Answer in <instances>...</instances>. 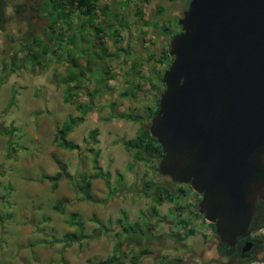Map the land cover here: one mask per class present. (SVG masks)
Wrapping results in <instances>:
<instances>
[{
  "label": "rangeland",
  "instance_id": "obj_1",
  "mask_svg": "<svg viewBox=\"0 0 264 264\" xmlns=\"http://www.w3.org/2000/svg\"><path fill=\"white\" fill-rule=\"evenodd\" d=\"M19 1L22 0H6V20L0 29V251L4 258L0 264H7L16 249L5 236L20 233L22 221L29 225V237L25 240L29 242V259L20 264H30V260H35V264H98L114 253L118 241L116 254L120 264H200V254L208 264H216L211 248L214 234L197 212L199 194L196 196L190 187L181 184L187 192L178 199L181 216L189 221L187 228L193 233L184 240H163L160 231L182 232L173 215L175 203L162 201L155 206L153 215L151 198L136 191L143 180L157 179L168 187L176 186L166 176L152 172L142 155H136L122 143L136 137L141 121L153 105L155 90L151 85L155 84L162 65L157 60L158 52L150 54L168 48V39L178 32L177 20L184 1L99 0L93 10L94 25L100 28L97 38H92V30L87 28L80 31V36L76 25L82 16L71 11L69 29L75 33V45L82 47L88 39L92 50L100 53L101 42L107 51L99 61L90 56L89 69L83 78L67 87L62 80L70 62L84 67L86 58L76 47L70 49L65 44L57 51L58 59L51 55L44 67L30 65L22 43L27 24L21 20L28 12L21 15L13 12V5ZM134 1L141 6L140 15L135 13ZM27 4L26 0L24 5L29 10ZM103 5L105 14L101 12ZM46 20L32 15L28 24L30 21L40 29ZM8 52L15 54L14 59L9 58ZM3 61L13 69H3ZM132 61L137 64L134 68ZM99 67L105 71V79L97 71ZM137 69L147 81L144 84L140 81V87L133 91L139 74L132 77L131 72ZM66 88L75 94L68 96ZM123 92L127 95H121ZM126 115H138L139 121L127 119ZM66 121L71 128L65 137L77 144V149L69 150L54 141L56 126ZM92 132L94 139L89 137ZM91 149L97 151L98 168H93ZM61 168L77 179L99 174L91 179L87 189L93 200L75 193L63 172L56 186L51 187L45 175ZM105 173L107 185L101 176ZM123 185L131 191H118ZM108 187L114 193L107 194ZM71 212L76 213V219L83 225L79 241L64 239L65 233L80 231L67 223ZM134 220L142 227L149 223L151 228L129 234L128 237H137L135 241L126 238V234L114 235L120 228L119 222L129 228L128 223ZM194 239L204 240L199 253L190 249ZM206 251L210 252L208 256ZM258 261L255 264H264V257Z\"/></svg>",
  "mask_w": 264,
  "mask_h": 264
},
{
  "label": "water",
  "instance_id": "obj_2",
  "mask_svg": "<svg viewBox=\"0 0 264 264\" xmlns=\"http://www.w3.org/2000/svg\"><path fill=\"white\" fill-rule=\"evenodd\" d=\"M177 24L147 127L156 171L189 184L231 246L264 198V0H188Z\"/></svg>",
  "mask_w": 264,
  "mask_h": 264
},
{
  "label": "trees",
  "instance_id": "obj_3",
  "mask_svg": "<svg viewBox=\"0 0 264 264\" xmlns=\"http://www.w3.org/2000/svg\"><path fill=\"white\" fill-rule=\"evenodd\" d=\"M28 1V8L25 7L26 0H22L19 2H16L13 5V12L15 14L21 15L23 11L28 12V16H21V20H24L25 23L27 24V32L25 34V37L22 38V43L26 47L25 50L27 51V54L29 56V64L33 65L34 67H44L47 62L50 60V56L54 55L56 59H58V53L57 51L60 50L65 44L70 45V49H75L76 51L84 56L86 66L80 67L75 61L70 62V68H66V76L62 80V82L66 83V87L68 86L69 83L73 81H77L78 79L83 78V75L85 71L89 69V57L93 56L95 61L102 60L103 56L106 55L107 47L105 44L100 42L101 48H100V53L92 50L91 46V41L90 40H85L84 46L82 47H77L75 45L76 39H75V33L69 29L70 22H71V16L69 15L71 11H74L78 16H82L80 23L77 24V29L78 33L80 31L84 30V28L92 30L91 32V37L92 38H97V31L100 29L97 25H94V14L93 10L99 3V0H27ZM188 0H184L183 2V9H185L186 4ZM135 5V13L136 15L141 14V6H139L138 2L134 1ZM6 0H0V29L3 27L5 24L6 20V14H5V7H6ZM106 5L102 6V13L105 14V8ZM35 15L37 17H44L46 22L44 25L38 29L35 28V26H32L30 21L28 24V18L30 16ZM77 16V15H76ZM30 20V19H29ZM121 25V24H120ZM179 25H177L178 27ZM114 29V28H113ZM115 30H112V32ZM82 34L80 33V36ZM81 38V37H80ZM79 38V39H80ZM167 49L164 48L162 50H155L152 52L150 55H155L156 52H158V57L157 60L159 63L162 65L161 72L156 75V82L154 85H151L153 91L155 90V95L153 97V105H150L147 111L146 116L143 118V121H141V125L139 126L137 132H136V137L133 140L130 141H122L123 145L127 148H132L136 155H142V159L146 162H149L150 164V169L152 172H157V161L161 157L162 153L160 151V146L156 142L155 138L150 136L147 130L148 123H149V118L150 116L156 111L157 109V101H158V96L159 93L163 90V83L160 81L161 73L163 70L168 66V63L171 60V57L167 54ZM11 52H8L9 58L14 59L15 54H10ZM163 59L165 61H163ZM9 66L8 68H6ZM101 66V65H100ZM131 66L134 68L137 66L135 61H132ZM3 69L10 71L13 68L11 67L10 64H5L3 61ZM100 74H102L101 78L105 79L106 74L105 71L99 67V70H97ZM139 69L132 70V77L139 74L137 76L138 82L134 83L133 85V91L136 88L140 87V83L142 82L143 84L147 81L146 76L140 75ZM141 81V82H140ZM149 82V81H148ZM66 94L68 96H73L75 93L71 92L69 88H66L65 90ZM121 95L126 96L127 93L123 92ZM85 109V108H84ZM84 113V111H82ZM127 119H131L134 121H139V116L138 115H126ZM71 128V123L69 121H66V123H62L60 126H56L55 132H54V141H58L61 147H65L67 149H77V144L72 143L71 141L66 139V134L68 131H70ZM91 139H94V132L90 134L89 136ZM93 155H92V163H93V168H98L96 166V157H97V151H93L91 149ZM128 169H130V165H128ZM60 172H63V174L67 177H69L70 184L72 185L73 191L75 193L81 194L80 197L83 199L87 200H93L88 195L87 189L89 188V185L91 183V179L98 176L99 174L97 173H92L89 174L86 177L83 178H78L75 177L71 174H69L65 168H61L60 170L54 171L53 174L51 175H45L46 178L50 180V185L51 187L56 186L57 180L61 177ZM104 179V182L107 185V173L101 175ZM167 177V176H166ZM169 181L171 182V185H175L176 187H168L165 185V183L157 181V179H152L149 181H142L141 188L137 190L136 192H140L143 196L145 197H150L152 200V204L150 205V210L151 214L156 215L155 213V206L159 205L162 201L166 202H174V208L176 210V213L173 214L176 218L177 221L175 222L178 227L182 229V232L179 231H172V230H163L160 231V236L163 238V240H184L187 238V236L191 235L192 229L187 228V224L189 221L185 219L184 217L181 216L182 212V207L178 203V199L186 195V190H184L181 186V184L184 183H177L173 182L170 180L169 177H167ZM188 187L189 184L185 183ZM129 189V186H128ZM118 191H131L127 190L125 186H121ZM135 191V190H134ZM114 193V190L111 189V187L107 188V194H112ZM194 194L197 196V193L194 192ZM258 200V199H257ZM256 200V201H257ZM256 203V202H255ZM56 208L62 209L61 206H55ZM198 215V213L196 214ZM76 213L71 212L68 215L67 218V223L72 225L74 228L79 229V233L76 234L75 232H67L64 234V239L67 241H75L78 240L79 238L82 239V229L83 225L79 219H76ZM260 219V220H259ZM127 228L123 223L119 222L120 228L114 231V235H123L126 234V238L128 239H133L134 241L136 240L137 237H128L129 234H137L139 233V229H143L148 231L151 228V225L146 224V229L145 226L142 227L141 223L138 222V220H134L131 223H128ZM209 225L210 231H214V226L212 223L207 222ZM264 226V203L262 205L256 204L253 214L251 216L250 223L248 225V229L250 232H255V230L260 227ZM129 229V231H128ZM141 229V232H142ZM138 230V231H137ZM151 235V234H150ZM202 239L206 237V234H201ZM257 238H260L262 241V245H264V234L259 235ZM141 236L139 239H137L139 242L141 241ZM71 241V242H73ZM193 243L191 244V251L193 253H196L200 251L201 244L204 240L197 242V240H192ZM183 243V242H182ZM68 244V242L66 243ZM70 244V243H69ZM68 244V245H69ZM116 248L114 249V253L111 254L110 257L104 258L100 261H98V264H120L121 260L118 258V255L116 254V250L120 246V241L116 242ZM144 252H140L141 254H144ZM201 252V251H200ZM207 252V256L210 254L209 251ZM201 258H199L200 264H208L205 260V258L200 254ZM139 259V258H137ZM202 259V260H201ZM254 259V257L250 258L247 260L251 261ZM115 260V262H113ZM212 261V260H211ZM216 261V260H215Z\"/></svg>",
  "mask_w": 264,
  "mask_h": 264
},
{
  "label": "flooded vegetation",
  "instance_id": "obj_4",
  "mask_svg": "<svg viewBox=\"0 0 264 264\" xmlns=\"http://www.w3.org/2000/svg\"><path fill=\"white\" fill-rule=\"evenodd\" d=\"M182 11L183 6L181 9V13ZM179 29L180 26L178 28V31ZM255 202V205H262L264 203V198L258 199ZM263 231L264 226L258 227L255 232L249 231V233H247L246 235L237 237L233 245L231 246L219 241L213 235L214 238L212 239L214 241V245H212L211 248L213 252V257L216 260V264H255L256 262L258 263V260L264 257V245H262L261 239L257 238L260 234L263 235ZM212 233L214 234V231ZM252 257H254V259L247 262V260Z\"/></svg>",
  "mask_w": 264,
  "mask_h": 264
},
{
  "label": "crops",
  "instance_id": "obj_5",
  "mask_svg": "<svg viewBox=\"0 0 264 264\" xmlns=\"http://www.w3.org/2000/svg\"><path fill=\"white\" fill-rule=\"evenodd\" d=\"M19 228L21 231L20 233L16 232V234L13 235L14 238L11 235L5 236L6 241L11 247L16 246L14 254L11 256V259L7 262V264H20V262L28 261L29 259V242L25 241L29 237V225L26 223V221H24V223L22 221ZM4 250L5 248L2 251ZM3 259L2 252L0 251V263ZM29 263L35 264L36 262L35 260H30Z\"/></svg>",
  "mask_w": 264,
  "mask_h": 264
}]
</instances>
